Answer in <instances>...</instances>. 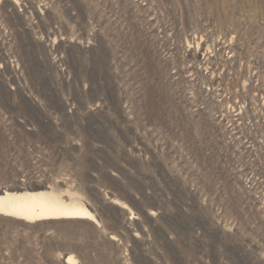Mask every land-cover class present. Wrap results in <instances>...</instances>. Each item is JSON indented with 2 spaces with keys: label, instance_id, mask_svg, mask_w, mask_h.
I'll return each mask as SVG.
<instances>
[{
  "label": "rangeland",
  "instance_id": "1",
  "mask_svg": "<svg viewBox=\"0 0 264 264\" xmlns=\"http://www.w3.org/2000/svg\"><path fill=\"white\" fill-rule=\"evenodd\" d=\"M0 264H264V0H0Z\"/></svg>",
  "mask_w": 264,
  "mask_h": 264
},
{
  "label": "bare ground",
  "instance_id": "2",
  "mask_svg": "<svg viewBox=\"0 0 264 264\" xmlns=\"http://www.w3.org/2000/svg\"><path fill=\"white\" fill-rule=\"evenodd\" d=\"M0 212L15 215L28 221L56 219L62 217L88 218L90 211L86 208L67 204L46 192H25L0 195ZM72 256L67 262L72 264Z\"/></svg>",
  "mask_w": 264,
  "mask_h": 264
}]
</instances>
